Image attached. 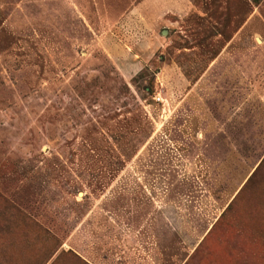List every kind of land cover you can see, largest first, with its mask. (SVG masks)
Returning a JSON list of instances; mask_svg holds the SVG:
<instances>
[{
    "label": "rangeland",
    "instance_id": "374dc122",
    "mask_svg": "<svg viewBox=\"0 0 264 264\" xmlns=\"http://www.w3.org/2000/svg\"><path fill=\"white\" fill-rule=\"evenodd\" d=\"M141 1L0 0V264H264V0Z\"/></svg>",
    "mask_w": 264,
    "mask_h": 264
},
{
    "label": "crops",
    "instance_id": "0c3cea01",
    "mask_svg": "<svg viewBox=\"0 0 264 264\" xmlns=\"http://www.w3.org/2000/svg\"><path fill=\"white\" fill-rule=\"evenodd\" d=\"M190 0H142L135 5L134 11L140 12L152 26L164 24L172 15H185L193 10Z\"/></svg>",
    "mask_w": 264,
    "mask_h": 264
},
{
    "label": "built area",
    "instance_id": "2783aa9c",
    "mask_svg": "<svg viewBox=\"0 0 264 264\" xmlns=\"http://www.w3.org/2000/svg\"><path fill=\"white\" fill-rule=\"evenodd\" d=\"M156 99L159 100V101H161L162 98H161V96L158 95V96L156 97Z\"/></svg>",
    "mask_w": 264,
    "mask_h": 264
}]
</instances>
